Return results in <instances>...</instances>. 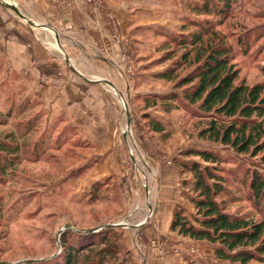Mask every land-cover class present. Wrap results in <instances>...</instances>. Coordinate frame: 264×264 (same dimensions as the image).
Listing matches in <instances>:
<instances>
[{
    "label": "rangeland",
    "instance_id": "1",
    "mask_svg": "<svg viewBox=\"0 0 264 264\" xmlns=\"http://www.w3.org/2000/svg\"><path fill=\"white\" fill-rule=\"evenodd\" d=\"M187 1L51 0L56 14L60 11L72 20L52 29L47 19L32 18L30 2L26 12H17L14 0H0V25L5 26L0 28V123H6L0 124V131L11 130L18 119H6L10 107L14 112L28 98L30 115L38 110L45 114L55 90L57 97L51 105L56 108L57 121L61 119L48 141L47 157L35 164L23 163L17 168L19 175L12 180L6 177L0 184L4 220L0 222V264L41 263L57 253L58 238L65 229L93 233L104 227L121 234L125 250L132 240L141 264H239L215 258L210 245L179 237L165 226L175 206L192 212L182 197L184 178L176 163L198 159L182 157V151H213L235 158L245 168L253 162L198 139L193 125L204 119L197 117L196 106L182 99L179 103L182 89L155 77L180 57L181 49L172 61L158 63L165 52L159 33L166 35L180 28ZM193 17L199 21L207 18ZM216 30L224 32L233 45V38L243 31L252 39L263 35L264 0H235L230 19ZM15 38L28 42L21 44ZM263 43L260 39L252 44L246 54L234 46L238 77L246 84L264 81V45H259ZM38 48L55 56L56 78L50 81H42L46 75L32 66L31 56ZM188 70L180 68L179 75ZM75 82H80L83 91ZM66 84L71 90L69 107L63 106L61 93ZM172 92L178 94L175 101L158 100L156 107L147 110L165 124V134H149L140 117L144 98ZM164 104L174 109L167 113ZM100 106L107 115L103 125V118L98 120ZM64 126L74 128L77 136L63 131ZM43 128L41 118L39 132ZM37 137H31L30 143ZM94 184L99 185L97 201L88 203ZM230 190L231 196H238L233 187ZM229 206L244 214L254 212L245 201Z\"/></svg>",
    "mask_w": 264,
    "mask_h": 264
},
{
    "label": "trees",
    "instance_id": "2",
    "mask_svg": "<svg viewBox=\"0 0 264 264\" xmlns=\"http://www.w3.org/2000/svg\"><path fill=\"white\" fill-rule=\"evenodd\" d=\"M234 3L235 0L187 1L180 28L166 35L159 33L164 38L161 49L165 50L159 58L160 65L172 61L177 50L182 52L171 67L158 72L155 77L182 89L179 103L182 99L188 105L196 106L197 117L204 119L193 125L197 138L219 144L234 155L247 156L253 161L245 168L237 164L235 158L213 151H182V157L198 159L176 163L178 174L184 178L181 185L186 192L182 197L192 207V212H187L183 206H175L169 231L210 245L217 259L239 264H264V81L250 85L242 82L234 63V46L241 54H246L250 47L264 39V34L252 39L248 31H243L233 38V45L224 32L216 30L230 19ZM193 16L209 19L199 21ZM189 28L194 30L186 32ZM182 67L189 69L183 76L178 72ZM261 68L264 72V54ZM177 98L178 94L174 92L144 98L140 117L149 134L164 135L166 128L147 110L156 107L158 100L164 103ZM28 100H22L14 112L10 107L5 115L6 119H18L12 123L11 130L0 131V184L6 177L12 180L19 175L17 168L23 163L35 164L47 157L48 141L53 137L56 123L61 121L58 118V121L46 124V115L41 110L30 115ZM32 103L39 105L34 99ZM163 109L168 113L174 106L164 104ZM41 118L45 128L39 132ZM0 124H6L5 120ZM62 129L75 132L72 127ZM44 130L48 131L47 135ZM36 135L38 137L30 143L31 137ZM74 136L77 135L74 133ZM226 164L233 168L226 169ZM187 177L190 181L185 179ZM98 186L93 185L88 203L97 201ZM231 187L238 196H231ZM243 201L249 202L254 212L244 214L239 208H229V205H239ZM2 220L0 206V222ZM58 244L55 255L41 263L25 264H133L129 251L121 244V234L112 227L93 233L65 229L59 235Z\"/></svg>",
    "mask_w": 264,
    "mask_h": 264
},
{
    "label": "crops",
    "instance_id": "3",
    "mask_svg": "<svg viewBox=\"0 0 264 264\" xmlns=\"http://www.w3.org/2000/svg\"><path fill=\"white\" fill-rule=\"evenodd\" d=\"M14 1L16 3V7L17 8H15V10L17 12H19V11L26 12L25 11V7H26L25 5L30 2L31 3L32 18L33 19L37 18V20L40 21V22L44 21L45 19H47L48 20L47 26H49V27L52 26V29L53 28L55 29V27L57 28L60 24L62 25L63 22H68V20L70 22L72 21L71 17H70V19H68L67 18L68 15L66 16L65 14L61 13L60 11H58L57 14H56L54 12V5L51 2V0H14ZM10 6L13 7V8L15 7L13 5V3L10 4ZM74 13H76V12H74ZM78 15H79V18H80V14H78ZM76 16H77V13H76ZM76 16L74 18L75 21L77 20ZM52 20L55 21V22H53L50 25L49 22L50 21L52 22ZM71 24H73V23H71ZM1 26H4V25L1 24L0 28H1ZM92 29L95 31V33L98 32L97 30H95V28H92ZM2 38H5V37L3 36ZM15 39L19 40L18 38H15ZM19 41L21 42V44H26L25 42H28V41H21V40H19ZM31 61H32V64H33L32 66L33 67L35 66L37 68V69L36 68L35 69L37 70V72H39V74L41 72L43 76L46 75V77L43 78L42 81H44V82L45 81H50L51 79L56 78V74H55L56 60H55V56L51 55L50 52L44 51V50L40 51V48H38L36 53L33 52L32 56H31ZM36 61H38V63H36ZM41 62H42V64L46 63L47 67L46 68L40 67L41 64H39V63H41ZM79 83H76V86L79 85V88L82 90L83 88L81 87V85ZM85 85H89V84H85ZM70 91L71 90H70V88H69V86L67 84L63 87V89L61 88V93H63V96H64L63 102L65 101L63 106L69 107L72 104V102H70V100H69L70 99V97H69V95H70L69 92ZM52 94H53V96H51V98L49 99V100H51V102H49V104L47 106V112L45 113V115L47 114L46 115L47 119L45 120V123L48 124V125L52 124L57 119L56 108H53V105H51L52 102L55 101V99L57 97L56 96V90ZM103 106L102 107L101 106L97 107V109L101 108V111L98 112V120H101L103 118V122H100V125H103L106 122V117H107L106 113L103 112ZM69 123H72V122L69 121ZM169 223H170V214L167 216V221L165 222L166 228H168ZM130 239L131 238H129V240ZM127 242H128V239L126 238L124 240V243L126 244ZM128 245H129V247H127L126 249L133 254V258H134L135 264H139L140 263V262H138L139 258L137 257L138 256L137 254L139 253L138 250H137V245L135 243H133L132 240H130V244H128ZM141 263H142V261H141Z\"/></svg>",
    "mask_w": 264,
    "mask_h": 264
},
{
    "label": "bare ground",
    "instance_id": "4",
    "mask_svg": "<svg viewBox=\"0 0 264 264\" xmlns=\"http://www.w3.org/2000/svg\"><path fill=\"white\" fill-rule=\"evenodd\" d=\"M4 3H6L7 5L12 4L10 1H4ZM53 48H58L56 44H53Z\"/></svg>",
    "mask_w": 264,
    "mask_h": 264
}]
</instances>
